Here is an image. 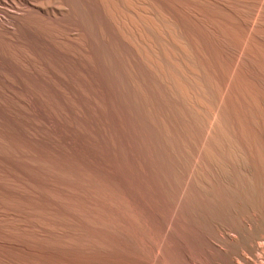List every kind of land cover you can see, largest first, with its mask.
Returning <instances> with one entry per match:
<instances>
[{"label": "rangeland", "instance_id": "374dc122", "mask_svg": "<svg viewBox=\"0 0 264 264\" xmlns=\"http://www.w3.org/2000/svg\"><path fill=\"white\" fill-rule=\"evenodd\" d=\"M67 2L75 8V12H78V21L66 17L60 18L58 21L49 20L47 23L48 25L52 24V27H45L47 31L44 32L43 39H40L42 45H46L45 40L55 45L60 42L59 48L64 56L58 57L61 62L71 61L73 55L78 58L80 55L88 54L93 59L106 60L115 72H120L123 68V59L127 58L129 60L130 56L121 41L115 38L117 37L114 33L115 29L121 36L126 37L127 35L136 44L135 47L145 64L150 63V58H156L157 60L158 70L160 69L158 76L162 81L161 86L157 87L159 95L154 94L153 90L146 84V77L142 70H137L139 77L144 79L142 82L139 81L138 85L145 93L146 102L148 103L147 108H150L148 110L150 121L152 120L150 127L143 126L141 136L138 133V142L140 141L142 144L138 147L141 152L140 164L143 167L145 166V169L142 165L137 166V168L134 164L130 163L131 166H129L130 164L127 163L125 174L122 176L123 179L121 178L122 180L118 182L117 178L116 180L112 177L100 176V173L92 168L82 170L77 164L74 171L73 168H63L59 163L45 158L46 161L43 162L44 169L42 171L44 175H40L37 179L43 183L42 188L47 189L48 187L46 188L44 185L49 183L50 185L54 184L56 189L57 187L62 188V186V189L68 187L65 189L66 191L69 190V193H75H72L75 195L72 200L73 202L76 201L74 203L78 211H84L82 213L86 214L85 219L95 214L96 216L91 218L94 222H98L94 224L92 222V226L97 223L94 228L89 226L90 222H87L91 219L86 220L88 226L86 223L82 225L80 220H77L80 223L77 224L76 219L74 221L67 218L60 210L55 212L53 208V211L49 209L52 211L50 212L44 206H40V208L36 205V202L25 201L16 196H13L16 199L14 201L8 193L1 190L0 201L4 200L13 205L12 210L8 211L7 208H4L9 214L10 218L8 220L12 221L13 224L15 222H25L29 225L22 230L34 231L49 241H52V239L62 241L63 245L60 248L61 243L58 246L55 245V247L53 245L21 241L18 240V237L17 239L16 237L9 238L0 233V238H3V241L7 239L10 242V245L0 246V264H15L16 262H24L25 264H264V76H261L264 75V37L262 36L264 35V22H262L264 21V0H107V3L112 5L107 11L106 19L110 22V24L107 22L110 28L107 25L104 26L99 13L96 12L97 10L88 9L84 6L83 0H67ZM223 4H230L229 6L234 7L236 10L239 8V11L230 13L224 8L226 5ZM260 4L262 7H260ZM18 8L19 6L14 7L7 1L5 4H0V20L6 22V13L18 14L20 12V8ZM181 12H183V15ZM188 13L190 14L188 15ZM252 13H257V21L248 33L246 22L249 21V18L252 19L254 16ZM260 14L263 17H260ZM190 15L191 17H189ZM246 18H248V21ZM150 19L155 22L154 29L151 26ZM79 24L87 28L92 38L91 41L84 40L76 35L74 30H70L73 27H78ZM112 24H114L112 26L114 29L111 27ZM115 25L118 26L115 27ZM202 28L206 29V33L208 31L209 33H204ZM214 29L216 30L214 31ZM194 30L199 32L196 33ZM194 33L199 36L198 39V36H195ZM100 34L107 40L101 39L98 36ZM202 36L205 38L202 39ZM222 42L224 43L222 44ZM194 43H197V45ZM205 43L206 45H204ZM212 43L217 49L212 46ZM237 45L242 47L241 55L244 56L238 68L240 72H247L245 74H241L238 68L235 73H232L229 68L226 70L227 64L225 61H229L226 55ZM225 48L228 49L227 53ZM45 49L47 57L53 59L55 53L52 48L49 46ZM0 50L17 55L21 47L17 42L1 39ZM196 52L199 56L195 54ZM221 52L222 59H220ZM247 52H251V55L247 57L248 60L246 61ZM50 53L51 56H49ZM224 53L226 54L223 56ZM222 66L226 68L223 69ZM246 74L247 76H245ZM229 76L232 80L229 79ZM252 76L255 80L251 78ZM120 78H122V75ZM257 82H259V88ZM164 84L168 86V89L170 88L169 92L175 98L174 102L169 100L167 93H164L162 87ZM224 89H226L225 92ZM259 89L260 91H258ZM197 97L201 101L203 100L202 107L197 104ZM253 109L254 112H252ZM162 113L163 115H161ZM214 113L217 115L215 114V118L212 120V114ZM167 119L172 121H167ZM210 121L212 122L210 123ZM164 123L168 125L166 126ZM209 123L212 126L208 125ZM163 126H166L167 130ZM221 128L223 129L221 130ZM206 131L209 132L207 135ZM160 132L163 133V136ZM196 132L199 134L197 135ZM206 136L208 137L206 138ZM158 137H160L159 140ZM175 139L177 140L175 141ZM160 140L161 144L159 142V144H155ZM145 160H147L145 164L148 163L151 166L144 165ZM153 163L154 166H152ZM141 167L142 174L147 173L152 178L149 184L152 182L154 185L152 183L151 185L156 190L154 196H150L153 197V205L155 206L154 211H150V213L144 212L141 206L144 193L141 191L143 189V177L139 172ZM159 167L161 170H159ZM149 168H151L150 171ZM126 171L130 173L126 174ZM136 171L139 173L137 174ZM186 172L191 174H186ZM79 174L81 175L79 176ZM82 174L86 175L88 182H84L81 177ZM125 175L128 176L126 181L124 179ZM36 177L38 178L37 175ZM136 178L138 182L135 181ZM40 181L32 184L41 187L42 183ZM72 182L77 183L76 187H74L75 184L73 186ZM27 184L25 183L26 187ZM77 186L79 189H77ZM139 187L142 189H139ZM81 191L87 194L85 193V195ZM54 192L55 195H59L58 198L62 197L60 192L56 190ZM39 199H37V202H43L42 199L38 201ZM82 200L86 202V205ZM87 200L89 203H87ZM44 202V204H48L46 201ZM78 202H81V204ZM98 202L100 205L102 204L101 207H104L101 208ZM26 207L32 211L37 210L42 215L31 216L27 213ZM99 216L100 218H98ZM59 218L64 219L66 222L60 221ZM30 219H33L34 223H29ZM99 220L103 224H100ZM49 230L52 234L48 233ZM60 234H63L62 236L65 234L68 237L69 242H71L69 246H67V242L64 243L66 240L63 241ZM79 245L80 247H78ZM81 245L85 248H81ZM14 254H17V257H13Z\"/></svg>", "mask_w": 264, "mask_h": 264}, {"label": "bare ground", "instance_id": "6f19581e", "mask_svg": "<svg viewBox=\"0 0 264 264\" xmlns=\"http://www.w3.org/2000/svg\"><path fill=\"white\" fill-rule=\"evenodd\" d=\"M6 1L10 2L14 7L19 6L20 9L19 8L18 9L20 12L18 14L6 13L5 14L6 18H7L6 22H3L2 20H0V41H1V39H7L10 42H17L20 45L21 50L17 55H14L12 52H7V51L3 52L0 50V191L1 190L5 191L12 198H13V196H16V197L21 198L22 200H25V201H30V202H34V203L36 202V205H38L39 207L44 206V208L48 211H50L49 209L52 210L53 208L55 209V212L60 210V212H63V214L67 218H70L71 220H74V221H75V219H76V221L80 220L82 222V225H83V223H86L87 226H88L87 222H90L91 224L89 223V226H92V222H93V224L95 222H98V221L94 222L93 219L91 218V217L96 216V215L90 214L91 217L88 218L89 213L87 211L88 217L85 219L84 216L86 214H83L84 211H82L83 213L81 211H78V209L76 208L77 206L74 203L76 201L73 202V200H72V199H74L73 196L75 197V195H73L75 193L72 192L73 193L72 194V193L68 192L69 190L68 191L65 190L68 187L67 188L65 187V189H62L63 188V186H62V188L57 187V189H56V187H54L55 186L54 184L50 185V183H49L47 185H44L46 188L48 187L47 189L42 188L43 183L37 179H39V176L43 174V172H42L44 169L43 168V162L46 161L45 158H47V160L50 159L51 161L59 163L61 166H63V168L64 167H67L66 169L73 168L74 171L76 169L75 168L76 165L78 164L82 170L83 169L85 170L87 168L89 170L92 168L93 170L97 171V173H100V176L103 175L105 177H112L114 179L117 178L118 182H119V180L123 179L122 176H123V174H125L124 171L127 167V163H129V164L132 163L136 167L141 166L142 165V164H140V160H141L140 159V153L141 152L139 151V148H138L139 145L141 144V142L140 141L138 142V133H140V136H141V134H142L141 129L143 128V126L148 127L151 124L152 120L150 121V114L148 111L150 108L149 109L147 108L148 103L146 102L147 100H146L145 93L138 85L139 81L142 82V81H144V79L139 77V72L137 70H142V72L144 73V75L146 77V79H145L146 84L153 90L154 94L157 95L158 94L157 87L161 86V84H162V81L158 76V71L160 69L158 70L157 60H156V58H150L149 59L150 63L148 65L145 64L143 62L142 58L140 57L138 50L135 47L136 44L127 35H126V37L121 36V34H119L115 29L114 33L117 36L115 38H117L119 41H121V44H123L124 48L128 50V53L130 56L129 60L127 58L123 59V62H122L123 68L121 69L120 72H115L111 68V66H109V64L106 60L104 61V60L99 59V58L93 59L88 54L87 55H80V56H78V58L73 55L74 57L71 56V61L68 60L66 63L61 62L58 57H64V56L61 52V49L59 48L60 42L58 43V45H55V44L50 43L49 41H46L44 39L45 40L44 42L46 45H42L40 43V39L43 37L44 32L47 31L46 30L47 28H45V27H52V24L48 25V23H47V21H49V20L50 21L51 20L58 21L60 18L66 17V18L72 19L73 21H78L77 20V17H78L77 13L78 12L77 11L75 12V8L70 3H68L67 0H0V4H5ZM83 3H84V6L87 7L88 9L93 8V9L97 10L96 12L99 13V16L101 17V19L104 23V26L107 25L108 23L110 24V22L107 21L106 19H107V11H109L108 9L112 5H109L107 3V0H83ZM114 3H116V2H114ZM167 3H168V1H167ZM229 3H231V2H229ZM261 4H260V7H262ZM225 5H224L225 6L224 8L227 11H229L230 13H235V11H239V8H237V6H235L237 8V10H236L234 7L229 6L230 4L229 5L225 4ZM236 5H238V4H236ZM239 7H242V6L240 5ZM260 7H259V10H260ZM240 10L242 11V9H240ZM89 11L91 12V10H89ZM184 11H185V9H184ZM188 11H189V9H188ZM244 11L245 10L243 9V12ZM176 12H178V11H176ZM260 12H261V10H260ZM260 12H257V13H260ZM110 13L112 14V12H110ZM181 13L183 15V12H181ZM186 13H187V11H186ZM257 13H252V14H254V16L252 17L251 20L249 18V21H248V18H246L248 21V22H246L247 23L246 28L248 30V33H249V31H251L253 29L252 27L256 24V21H257L256 20V17H257L256 14ZM189 14L190 13H188V15ZM240 14H242V13H240ZM121 15H122V12H121ZM194 15H196V14H194ZM128 16H130V15H128ZM192 16H193V14H192ZM263 16H261V14H260V17H263ZM189 17H191V15ZM199 17H198V19H199ZM118 18H120V17H118ZM129 18H131V17H129ZM121 19H122V17H121ZM115 20H116V18H115ZM240 20H242V19H240ZM203 21H204V19H203ZM116 22H118V21H116ZM123 22H125V21H123ZM178 22H177V24H178ZM262 22H264V21H262ZM150 23H151L152 28L154 29L155 28V22L150 19ZM6 24H8V25H6ZM125 24H127V23H125ZM113 25L114 24H112L111 27ZM261 25H263V24L261 23ZM107 26H106V28H107ZM109 26H108V28H110ZM117 26L115 25V27H117ZM112 29H114V28L112 27ZM193 29H194V27H193ZM70 30H74L76 32V35L80 36L81 38H83L86 41L87 40L91 41V39H92L87 28L83 27L80 24L78 27H73ZM203 30H204V33H206V31H205L206 29H203ZM209 30H210V28H209ZM215 30L216 29H214V31ZM110 32H109V34H110ZM197 32H199V31L197 30ZM111 33H113V32H111ZM196 33H194L195 36L197 35ZM207 33H209V31ZM185 34H187V33H185ZM198 34H200V33H198ZM203 35H205V34H203ZM213 35H212V37H213ZM98 36H100V38L105 40V41L107 40L102 34H100ZM255 36H257V35H255ZM262 36L264 37V35H262ZM198 38H199V36L197 37V39ZM204 38L205 37L202 36V39H204ZM208 39H209V37H208ZM212 39H214V38H212ZM257 39H259V38L257 37ZM202 41H205V40H202ZM214 41H215V39H214ZM214 41H212V42L215 44ZM216 42H217V39H216ZM63 43H65V42H63ZM63 43H61V44H63ZM99 43H100V41H99ZM208 43H209V41H208ZM213 43H212V46H214ZM223 43L224 42H222V44ZM63 45H65V44H63ZM195 45H197V43ZM204 45H206V43ZM204 45H203V47H204ZM225 45H226V43H225ZM49 46L52 48V51H54V53H55L53 59H52V57L48 58L46 55L45 47L47 48ZM210 46H211V44H210ZM244 46H245V44H244ZM208 47H206V48H208ZM211 50H212V48H211ZM227 50L228 49H226V53L228 52ZM50 51H51V49H50ZM230 51H231V49L229 50V52ZM222 52L220 53L221 54L220 59H222L221 58ZM241 52H242V47L237 45L235 48L232 49V51L229 54L226 55L229 58V61L225 57H223L225 60L228 61V62L225 61L227 64L226 70H228V68H229L230 70H232L231 71L232 73L233 72L235 73V70L241 65L243 58H244V56L242 57ZM86 53H87V51H86ZM226 53H224L223 56ZM195 54L197 56H199L197 54V52ZM250 55H251V52L246 53V56H245L246 61L248 60L247 57ZM49 56H51V53ZM119 57H120V55H119ZM216 59H214V60H216ZM120 62H121V60H120ZM186 62H187V60H186ZM250 63H251V61H250ZM223 65H225V64H223ZM244 65H246V64H244ZM222 67L224 69L225 66H222ZM184 71H185V69H184ZM239 72H240V69H239ZM240 73L242 74L243 72H240ZM245 73H247V72H245ZM245 73H243V74H245ZM121 75H122V78H120ZM220 75H221V73H220ZM220 75H218V76L220 77ZM252 75H253V73H252ZM258 75H259V73H258ZM231 76H229V79H231ZM241 76H243V75H241ZM245 76H247V74ZM250 76H249V78H250ZM254 76H256V75H254ZM261 76L263 77L264 75H261ZM251 78H254V77L252 76ZM235 80L237 81L236 78H235ZM254 80H255V78H254ZM263 81H260V82H263ZM224 82H226V81L224 80ZM228 84H226V85H228ZM236 84H237V82H236ZM258 84H259V82H257V85ZM241 85H242V83H241ZM250 85H251V83H250ZM180 86H181V84H180ZM262 86H263V84H262ZM162 87H163L164 93H167L166 95L169 98V100H173V102H174L175 98L172 95H170V92H169L170 88L168 89V86L165 84ZM228 87H230V86H228ZM228 87H227V89H228ZM232 87H233V85H232ZM258 88H259V85H258ZM225 91H226V89H224V92ZM258 91H260V89ZM228 92H230V91H228ZM234 93H236V92H234ZM230 94H231V92H230ZM225 98H226V96H225ZM257 98H258V96H257ZM202 101L200 100V98L199 99H198V97L196 98V102L200 106L203 105ZM235 104H236V102H235ZM208 107L209 106L207 105V108ZM244 107H246V106H244ZM254 109L252 112L255 111ZM208 110H209V108H208ZM196 111L198 112L197 109H196ZM163 112H164V110H163ZM215 114L216 113L212 114V120L215 118ZM161 115H163V113ZM203 117H204V115H203ZM204 118H206V117H204ZM255 118H258V117H255ZM259 119H260V117H259ZM168 120L169 119H167V121ZM169 121H172V120H169ZM248 121H250V120H248ZM211 122L212 121H210V123ZM210 123L208 125L212 126V124H210ZM259 123H260V121H259ZM261 123H263V122H261ZM164 124H166V123H164ZM167 125L168 124H166V126ZM166 126H163V127H165V129H166ZM201 126H203V125H201ZM222 129L223 128H221V130ZM162 130H160V131H162ZM208 133L206 131V135ZM146 134L148 135V133H146ZM162 134L163 133H161V135ZM174 134H175V132H174ZM198 134L199 133H197V135ZM212 134H214V133H212ZM151 135L153 136L154 134L152 133ZM175 135L178 136L177 133ZM157 136H156V138H157ZM196 137H198V136H196ZM207 137L208 136H206V138ZM227 137H228V135H227ZM159 138L160 137H158V140H159ZM164 139L166 140V138H164ZM164 139H162V140H164ZM176 140L177 139H175V141ZM202 140H203V142L206 143V141L204 139H202ZM158 142L160 143L161 140L157 141V143H155V144H159ZM181 142H183V141H181ZM229 142H230V139H229ZM164 143H165V141H164ZM188 143H189V140H188ZM161 146H163V145H161ZM207 151H208V149H207ZM14 152H16V154H14ZM146 152H148V151H146ZM168 156H167V158H168ZM141 157H142V155H141ZM149 158H150V156H149ZM161 158H162V156H161ZM146 162H147V160H145V162L143 164L147 165L148 167L151 166L148 163L145 164ZM152 162H153V160H152ZM154 163H156V161H154ZM154 163L152 166H154ZM170 164H171V162H170ZM129 166H131V164ZM142 167H143V165H142ZM142 167H141V170L139 169L140 171L138 170L140 172L141 177H143L142 178V180H143V182H142L143 187L142 188L143 189L141 187H139V189L141 188L142 189L141 191L144 192L143 198L141 200V206H142L144 212L150 213V211L151 212L154 211L153 209L155 207L153 205V203H154L153 197H150V196H152V195L154 196V194L156 193V192L154 193V191H156V190H154L155 187L153 188V186L151 185L152 182L149 184V182L152 180V178H150L147 173L142 174ZM150 169L151 168H149L148 170L150 171ZM131 170H132V168H131ZM159 170H161L160 167H159ZM128 172L126 171V174H128ZM139 172H137V174ZM144 172H146V171H144ZM155 172L156 171L154 170V173ZM33 173H35L38 176V178ZM71 173H72V171H71ZM172 173H174V172H172ZM137 174H135V175H137ZM159 174H158V176H159ZM175 174H176V172H175ZM186 174H191V173L186 172ZM76 175L78 177V173ZM80 175L81 174H79V176ZM92 175H91V177H92ZM55 177H57V176L55 175ZM55 177H53V178H55ZM81 177L83 178L84 182L87 181L86 175L84 176L82 174ZM130 177H131V175H130ZM132 177H133V175H132ZM164 177H166V176H164ZM57 178H59V176ZM126 178H128V176H126L124 178L125 181H126ZM138 178H139V176H138ZM168 178H170V177H168ZM132 179H131V181H132ZM36 180L40 181L42 183V185H40L41 187H39V186L36 187L32 184L33 182H37ZM127 180H129V179H127ZM139 180H141V179L139 178ZM67 181L68 180L66 179V182ZM135 181H137V178ZM158 181L160 182V180H158ZM46 182L48 183V181H46ZM60 182L62 183V180ZM66 182H64V183H66ZM133 182H134V180H133ZM167 182H169V181H167ZM25 183H28L27 187H26ZM72 183L74 186L75 183L74 182H72ZM127 183H128V181H127ZM34 184H36V183H34ZM76 184L74 187H76ZM128 184H130V183H128ZM80 185H82V184H80ZM110 185H111V183H110ZM160 185H161V183H160ZM92 186H93V184H92ZM119 187H120V184H119ZM151 187L153 190L151 189ZM83 188L85 189L84 186H83ZM77 189H79L78 186H77ZM80 189H82V188H80ZM55 190L60 192L61 194H63V195L60 194V196H62L61 198H58L59 195L58 196L55 195V192L53 193V191H55ZM114 190H115V188H114ZM132 190H134V189H132ZM133 192H135V191H133ZM82 193H84V192H82ZM121 193H122V191H121ZM136 196H138V195H136ZM77 197H79V196H77ZM81 197H83V196H81ZM39 198L42 199L43 202L46 201V203H48V204L46 205V204H44L45 202L43 203L42 201H41V203L37 202V199H39ZM86 198H88V197H86ZM13 199H14V201L16 200L15 198H13ZM40 199L38 201H40ZM81 202H78V203L81 204ZM83 202H82V204H83ZM85 203L86 202H84V204ZM87 203H89L88 200H87ZM109 204L112 205L111 203H109ZM77 205H79V204H77ZM98 205H100V203ZM101 205H100V207H101ZM104 205H106V204H104ZM102 207H104V206H102ZM4 208H7L9 211V210L13 209V205L7 201H4V200L0 201V233H2L5 236H8L9 238H11V237L15 238L16 237V239H17V237H18L19 238L18 240H21V241L36 242V243H41V244L50 245V246L51 245H53V246L57 245L58 246L61 243L60 248H62V245H63L62 241L59 242V240H53V239H52V241H49V240L42 238L39 234L35 233L34 231L22 230V229H25V227H27L29 225L25 222H15V224H13L12 221L8 220V218H10V217ZM78 208H80V207L78 206ZM81 208H83V207H81ZM26 209H27V213L31 216L37 217V216L42 215L37 210L32 211L28 207H26ZM52 211H50V212H52ZM100 213L102 214V212H100ZM100 213H99V215H100ZM13 214H15V213H13ZM94 218H97V217H94ZM98 218H100V216ZM106 218H107V216H106ZM87 219H91L92 221L88 220L86 222ZM2 220H3V222H2ZM59 220L65 221L62 218H59ZM94 220H96V219H94ZM56 221H58V220H56ZM1 222H2V224H1ZM29 223H34L33 219H30ZM78 223L79 222L77 221V224ZM101 223L102 222L100 221V224ZM95 225H93L92 228H94ZM84 226H85V224H84ZM48 233L52 234V232L50 230L48 231ZM41 234H43V233H41ZM65 234H67V233H65ZM65 234H64V236H62L63 234H60L62 236L61 239H63V241L66 240L64 243L67 242V246H69V243H71V242H69L68 237ZM50 236H53V235H50ZM70 240H72V239H70ZM6 245H10L9 240L5 239L3 241V238H0V246H6ZM65 247H66V244H65ZM73 247H74V245H73ZM78 247H80V245ZM78 247H77V249H79ZM81 248H85V247H83L81 245ZM250 249H251V247H250ZM79 250H81V249H79ZM15 256L17 257V254L13 255V257H15ZM15 264H25V263L24 262H16Z\"/></svg>", "mask_w": 264, "mask_h": 264}]
</instances>
